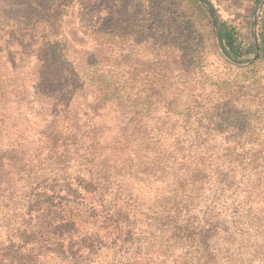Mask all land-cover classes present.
Masks as SVG:
<instances>
[{
    "label": "trees",
    "instance_id": "1",
    "mask_svg": "<svg viewBox=\"0 0 264 264\" xmlns=\"http://www.w3.org/2000/svg\"><path fill=\"white\" fill-rule=\"evenodd\" d=\"M112 3L94 47L57 38L38 78L0 79V264H264V27L243 67L200 0L210 29L172 0ZM132 7L143 46L125 50Z\"/></svg>",
    "mask_w": 264,
    "mask_h": 264
},
{
    "label": "rangeland",
    "instance_id": "2",
    "mask_svg": "<svg viewBox=\"0 0 264 264\" xmlns=\"http://www.w3.org/2000/svg\"><path fill=\"white\" fill-rule=\"evenodd\" d=\"M54 1L0 0V79L38 78L41 75L37 68L38 50L42 46L45 47L58 42L57 38H61L68 46L91 48L95 46L94 43L96 42L94 39L95 34L91 33L93 30L101 33H109L112 30L109 25L106 23L102 25L99 21L100 18L111 19L110 14L113 11L114 4L112 0H95L97 2H105V5L97 9L84 7V1L91 3L94 0H75V2L71 0L67 2L70 4L66 6V9L59 12L56 16L52 12L55 9ZM149 1L151 0H140L141 5L145 7L149 4ZM209 1L217 13L220 25L221 21H224L229 26L235 27L238 31V43H242L244 49L252 47L251 52L248 51L244 57L239 59L252 57L254 50L252 21L259 0ZM172 3L177 5L174 11L171 8L172 15L178 10L182 16H191L197 27L201 29L211 28L208 16H204L195 9L194 0H172ZM164 5H166L165 2H163ZM162 11L163 9L147 12V18H150L149 21H146L147 29H149L148 26L151 27L150 31H148L149 33L156 32L157 25L161 23ZM120 15L122 19L118 23V31L120 34L128 36V39L122 38L119 46L125 50L136 45L143 46L140 43L142 38L137 33L135 34L138 26L133 21L136 16L138 17L141 14L135 7H132L130 10L121 11ZM154 20H156V24H153ZM263 27L264 4L257 19L256 35L258 41L260 40V33ZM218 50L227 58L221 50L220 44ZM232 62L243 67L252 63L238 64L234 61ZM258 68L260 73L264 74V62L258 64Z\"/></svg>",
    "mask_w": 264,
    "mask_h": 264
},
{
    "label": "water",
    "instance_id": "3",
    "mask_svg": "<svg viewBox=\"0 0 264 264\" xmlns=\"http://www.w3.org/2000/svg\"><path fill=\"white\" fill-rule=\"evenodd\" d=\"M201 2L209 9V11H210L215 23H216L219 44H220L221 50L226 55V57L228 59H230L231 61H234L238 64H246V63H250V62L254 61L259 55V46H258V40H257V35H256V26H257V19L259 16V12L261 10V7L264 4V0H259L257 7L255 9V12H254L253 21H252V37H253L254 50H253L252 57H250L249 59L235 58L229 53V51L224 46V43L222 40L221 25H220L217 13H216L213 5L211 4V2L209 0H201Z\"/></svg>",
    "mask_w": 264,
    "mask_h": 264
}]
</instances>
